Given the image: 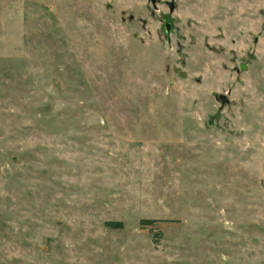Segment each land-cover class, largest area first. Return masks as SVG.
Returning a JSON list of instances; mask_svg holds the SVG:
<instances>
[{"label":"rangeland","instance_id":"1","mask_svg":"<svg viewBox=\"0 0 264 264\" xmlns=\"http://www.w3.org/2000/svg\"><path fill=\"white\" fill-rule=\"evenodd\" d=\"M167 1L0 0V264H264V0Z\"/></svg>","mask_w":264,"mask_h":264},{"label":"trees","instance_id":"2","mask_svg":"<svg viewBox=\"0 0 264 264\" xmlns=\"http://www.w3.org/2000/svg\"><path fill=\"white\" fill-rule=\"evenodd\" d=\"M154 222H156V219H141L140 220L141 226L151 225ZM105 225L106 226H109V227H112V228H119L121 226L120 223H118V222H111V221L105 222Z\"/></svg>","mask_w":264,"mask_h":264},{"label":"water","instance_id":"3","mask_svg":"<svg viewBox=\"0 0 264 264\" xmlns=\"http://www.w3.org/2000/svg\"><path fill=\"white\" fill-rule=\"evenodd\" d=\"M152 4H153V5L155 4V0H152ZM173 7H174L173 2L170 1V2H169V8H170V10H172ZM241 67L244 68V65H241Z\"/></svg>","mask_w":264,"mask_h":264},{"label":"flooded vegetation","instance_id":"4","mask_svg":"<svg viewBox=\"0 0 264 264\" xmlns=\"http://www.w3.org/2000/svg\"><path fill=\"white\" fill-rule=\"evenodd\" d=\"M169 2H170V1H167V2H166L167 5H168V8H169ZM171 2H173V0H171ZM173 5H174V2H173ZM173 9H174V7H173ZM173 9H172V10H173ZM172 10H170V8H169V11H172ZM165 27H166V29H168V28H169V25L166 24Z\"/></svg>","mask_w":264,"mask_h":264}]
</instances>
